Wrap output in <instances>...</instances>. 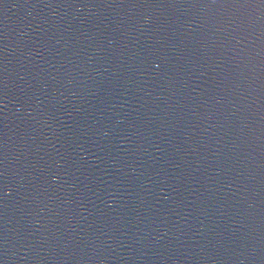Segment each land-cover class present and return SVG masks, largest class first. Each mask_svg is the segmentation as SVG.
I'll return each mask as SVG.
<instances>
[{
    "label": "water",
    "instance_id": "obj_1",
    "mask_svg": "<svg viewBox=\"0 0 264 264\" xmlns=\"http://www.w3.org/2000/svg\"><path fill=\"white\" fill-rule=\"evenodd\" d=\"M0 264H264V0H0Z\"/></svg>",
    "mask_w": 264,
    "mask_h": 264
}]
</instances>
